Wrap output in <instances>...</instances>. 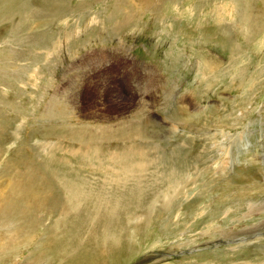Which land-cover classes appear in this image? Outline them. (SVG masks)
<instances>
[{
    "label": "rangeland",
    "instance_id": "rangeland-1",
    "mask_svg": "<svg viewBox=\"0 0 264 264\" xmlns=\"http://www.w3.org/2000/svg\"><path fill=\"white\" fill-rule=\"evenodd\" d=\"M263 206L264 0H0V264H264Z\"/></svg>",
    "mask_w": 264,
    "mask_h": 264
},
{
    "label": "bare ground",
    "instance_id": "bare-ground-1",
    "mask_svg": "<svg viewBox=\"0 0 264 264\" xmlns=\"http://www.w3.org/2000/svg\"><path fill=\"white\" fill-rule=\"evenodd\" d=\"M264 209V206L260 209V210H263ZM254 227V226H253ZM258 234V233H257ZM245 238V237H244ZM249 239V238H248Z\"/></svg>",
    "mask_w": 264,
    "mask_h": 264
}]
</instances>
